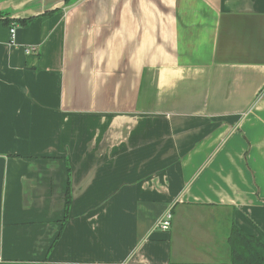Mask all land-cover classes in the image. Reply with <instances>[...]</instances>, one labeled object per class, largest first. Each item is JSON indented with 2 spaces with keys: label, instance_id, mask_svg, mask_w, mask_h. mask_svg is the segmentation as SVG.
Listing matches in <instances>:
<instances>
[{
  "label": "crops",
  "instance_id": "obj_1",
  "mask_svg": "<svg viewBox=\"0 0 264 264\" xmlns=\"http://www.w3.org/2000/svg\"><path fill=\"white\" fill-rule=\"evenodd\" d=\"M14 26L0 264L220 263L233 225L264 241V0H75Z\"/></svg>",
  "mask_w": 264,
  "mask_h": 264
},
{
  "label": "trees",
  "instance_id": "obj_2",
  "mask_svg": "<svg viewBox=\"0 0 264 264\" xmlns=\"http://www.w3.org/2000/svg\"><path fill=\"white\" fill-rule=\"evenodd\" d=\"M1 1V0H0ZM75 0H65V5ZM57 10V9H56ZM56 10L45 14H50ZM0 11V22L5 25L18 23L27 25L34 18L10 19ZM71 189L68 178L65 192L64 221H66L71 206ZM228 260L220 263H169V264H264V241L254 235L245 233L241 228L233 225L228 236Z\"/></svg>",
  "mask_w": 264,
  "mask_h": 264
},
{
  "label": "water",
  "instance_id": "obj_3",
  "mask_svg": "<svg viewBox=\"0 0 264 264\" xmlns=\"http://www.w3.org/2000/svg\"><path fill=\"white\" fill-rule=\"evenodd\" d=\"M60 5H65V0H28L20 9L23 14L15 12L10 13L9 11L1 9L0 11L6 14V18L10 19L34 18L38 15L56 10Z\"/></svg>",
  "mask_w": 264,
  "mask_h": 264
},
{
  "label": "rangeland",
  "instance_id": "obj_4",
  "mask_svg": "<svg viewBox=\"0 0 264 264\" xmlns=\"http://www.w3.org/2000/svg\"><path fill=\"white\" fill-rule=\"evenodd\" d=\"M221 220V219H220ZM193 244H171V261L177 262V261H183V262H192L195 259H204L207 260L206 257L199 256V258H196L195 254L201 255V250H195L193 251V248H190ZM195 245V244H194ZM228 246L226 244V256L225 258L228 260ZM226 260V261H227ZM220 261H223V258H220Z\"/></svg>",
  "mask_w": 264,
  "mask_h": 264
},
{
  "label": "built area",
  "instance_id": "obj_5",
  "mask_svg": "<svg viewBox=\"0 0 264 264\" xmlns=\"http://www.w3.org/2000/svg\"><path fill=\"white\" fill-rule=\"evenodd\" d=\"M8 30H9V36H10L9 37V43L11 45H14L15 44V40H16V29H15L14 23H11L9 25ZM24 50H25V52L27 54H29L31 52L36 51V47L28 46V47H25ZM171 218H172V213L168 209V210H166L163 213L162 217L159 218V220L156 222L155 227H157L161 231H167L170 228V225H171Z\"/></svg>",
  "mask_w": 264,
  "mask_h": 264
}]
</instances>
